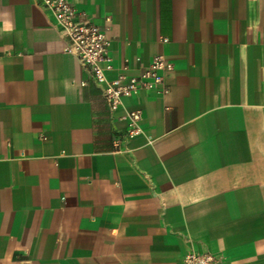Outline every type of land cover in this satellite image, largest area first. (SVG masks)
Masks as SVG:
<instances>
[{
    "label": "crops",
    "instance_id": "1",
    "mask_svg": "<svg viewBox=\"0 0 264 264\" xmlns=\"http://www.w3.org/2000/svg\"><path fill=\"white\" fill-rule=\"evenodd\" d=\"M42 1L0 0V264H264V0H68L109 78L173 66L115 110Z\"/></svg>",
    "mask_w": 264,
    "mask_h": 264
},
{
    "label": "built area",
    "instance_id": "2",
    "mask_svg": "<svg viewBox=\"0 0 264 264\" xmlns=\"http://www.w3.org/2000/svg\"><path fill=\"white\" fill-rule=\"evenodd\" d=\"M42 4L67 41L65 50L76 56L89 76L101 86L103 97L111 110L117 109L123 98L136 95L141 90L159 94L167 92L165 74L172 70L173 66L165 57H155L148 66H142L137 75H127L125 72L128 67H124L122 73L109 78L108 73L114 70V66L110 54L111 40L107 34L108 28H102L92 22L84 11L68 0H43ZM110 20V17L105 18L106 23ZM140 119V111L129 114V136L140 133ZM183 264H219V260L210 252L191 250L185 255Z\"/></svg>",
    "mask_w": 264,
    "mask_h": 264
}]
</instances>
